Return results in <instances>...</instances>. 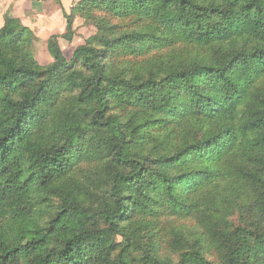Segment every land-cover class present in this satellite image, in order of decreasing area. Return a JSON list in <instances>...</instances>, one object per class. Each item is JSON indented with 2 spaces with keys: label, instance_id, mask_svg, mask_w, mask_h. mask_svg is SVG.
<instances>
[{
  "label": "trees",
  "instance_id": "1",
  "mask_svg": "<svg viewBox=\"0 0 264 264\" xmlns=\"http://www.w3.org/2000/svg\"><path fill=\"white\" fill-rule=\"evenodd\" d=\"M61 9L0 27V264H264V0Z\"/></svg>",
  "mask_w": 264,
  "mask_h": 264
},
{
  "label": "rangeland",
  "instance_id": "2",
  "mask_svg": "<svg viewBox=\"0 0 264 264\" xmlns=\"http://www.w3.org/2000/svg\"><path fill=\"white\" fill-rule=\"evenodd\" d=\"M78 0H29L26 6L23 0H10L9 9L6 13L3 12V7H6L7 3L2 6L0 10V20L4 21V15H12L16 13L20 22L28 26L33 33V39L30 47V52L33 57L42 65H47L53 61L52 57L47 51V39L51 34H58L65 30V18L63 17L62 9L69 12L70 7L73 6ZM2 1L0 0V4ZM14 17V16H13ZM3 25V24H2ZM74 35L71 40H65L59 38L60 47L67 60L71 58L73 50L84 44L88 38L96 33V28L93 25L88 24L80 15H74L73 18ZM54 109V108H53ZM55 114V113H54ZM79 176L86 174L85 165L80 164ZM77 188L69 187L70 191L77 195L79 200H85V193L78 184H74ZM54 199L46 208L47 212L52 209ZM46 205V203H43ZM42 205V206H43ZM46 212V213H47ZM164 239H162V242ZM164 245V244H162Z\"/></svg>",
  "mask_w": 264,
  "mask_h": 264
},
{
  "label": "crops",
  "instance_id": "3",
  "mask_svg": "<svg viewBox=\"0 0 264 264\" xmlns=\"http://www.w3.org/2000/svg\"><path fill=\"white\" fill-rule=\"evenodd\" d=\"M1 1H2V3L0 4V10H1L2 6H4V4H6V2H8L7 5H6V7H3V12L6 13L7 10L9 9V5H10L9 4V1L10 0H1ZM23 2H24V5L26 6L27 2L29 3V0H23ZM12 15L14 17H17V15H16L15 12H13ZM2 24H3V20L2 21L0 20V27L2 26Z\"/></svg>",
  "mask_w": 264,
  "mask_h": 264
}]
</instances>
